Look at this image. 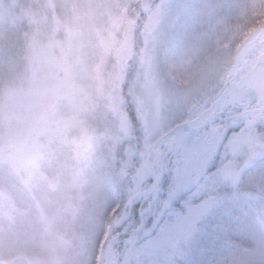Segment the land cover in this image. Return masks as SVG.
Here are the masks:
<instances>
[{
	"label": "rangeland",
	"instance_id": "374dc122",
	"mask_svg": "<svg viewBox=\"0 0 264 264\" xmlns=\"http://www.w3.org/2000/svg\"><path fill=\"white\" fill-rule=\"evenodd\" d=\"M259 2L59 0L57 13L34 20L24 73L3 93L0 166L28 187L48 146L68 131L93 152L105 143L121 182L130 180L129 193L143 179L152 181L150 156L183 146L165 139L158 151L166 135L216 109V119L189 143L200 146V176L181 179L168 205L174 214L163 217L169 223L129 243L124 237L133 209L143 219L148 206L155 220L147 195L125 210L129 201L112 222L109 264H200L205 256L206 264H232L237 256L264 264V115L257 117L264 110V25L249 28L244 20ZM222 11L229 15L223 21ZM6 19L0 10V22ZM126 83L136 123L123 112ZM147 184L135 196L148 191ZM0 195L7 201L1 186ZM226 214L254 240L214 245L210 237ZM140 226H130L131 236ZM106 237L107 231L95 264ZM4 248L7 230H0Z\"/></svg>",
	"mask_w": 264,
	"mask_h": 264
},
{
	"label": "trees",
	"instance_id": "16d2710c",
	"mask_svg": "<svg viewBox=\"0 0 264 264\" xmlns=\"http://www.w3.org/2000/svg\"><path fill=\"white\" fill-rule=\"evenodd\" d=\"M259 1L257 8H249L246 13L244 20L249 28L264 25V0ZM59 8V0H0V10L9 16L8 21L0 22V102L6 87L19 81L24 73L29 43L37 30L34 20L45 11L54 9L57 13ZM228 16V11L217 15L221 21ZM126 85L121 94L129 101L123 112L136 123V105L127 95ZM80 143L68 131L57 136L37 163L40 172L28 187L10 169L6 172L0 166V186L7 195V201L0 199V230H7V248L0 249V264L96 263L107 227L147 179L136 191L125 193L130 180L121 182L105 143L101 152L85 149ZM150 212L148 206L142 210L144 230L131 236L134 229L130 226L141 224L139 208L133 209L124 239L137 244L150 235L154 224ZM208 257L200 264H206Z\"/></svg>",
	"mask_w": 264,
	"mask_h": 264
},
{
	"label": "snow or ice",
	"instance_id": "6c2138e0",
	"mask_svg": "<svg viewBox=\"0 0 264 264\" xmlns=\"http://www.w3.org/2000/svg\"><path fill=\"white\" fill-rule=\"evenodd\" d=\"M200 156L201 150L199 144L193 143L183 146H169L155 156L148 158L152 181L145 185V187L152 190L148 193L146 199L150 209H154L153 215L155 216V220L153 229L158 225L169 223V220H165L163 217L167 215L171 218L174 214L173 210L168 208V205L176 195L175 190L180 184L181 179L192 175H196L199 179L198 165ZM175 203H180V199H177ZM162 208H168L167 213L162 211ZM242 227L238 220H232L226 214L218 222L214 229L216 234L211 236L210 239L214 245L229 243L234 246H240L244 241L254 240L251 234L241 230ZM149 232L151 233L152 229ZM159 236L160 233L157 232L153 238L158 239ZM260 244L264 246V239L260 241ZM249 251H251L250 248ZM232 264H249V262L243 256H237L232 261Z\"/></svg>",
	"mask_w": 264,
	"mask_h": 264
},
{
	"label": "bare ground",
	"instance_id": "6f19581e",
	"mask_svg": "<svg viewBox=\"0 0 264 264\" xmlns=\"http://www.w3.org/2000/svg\"><path fill=\"white\" fill-rule=\"evenodd\" d=\"M218 114V110L214 109L212 111H209L205 113L196 123L190 125V126H185V127H180L176 130L174 136H173V141H179L182 143V145L189 144L193 142L196 138L197 135L199 134L200 130L204 127H206L208 124L212 123ZM254 115V114H250ZM264 115V110L260 111L257 117ZM167 142L160 143L158 145V151L160 150L161 146L167 145ZM146 196V193L143 192L138 199L143 198Z\"/></svg>",
	"mask_w": 264,
	"mask_h": 264
},
{
	"label": "water",
	"instance_id": "95a60500",
	"mask_svg": "<svg viewBox=\"0 0 264 264\" xmlns=\"http://www.w3.org/2000/svg\"><path fill=\"white\" fill-rule=\"evenodd\" d=\"M241 84L238 85V87H240ZM231 91V90H230ZM229 93V91H227L225 94H224V97ZM212 111V110H211ZM172 136V133H169L168 135H166L164 137V141L161 142V143H164L165 142V139H169L170 137ZM159 145V144H158ZM158 147V146H157ZM151 180H152V177H151ZM152 191L151 189H148V191H144L146 193V195H148V193ZM143 193V192H142ZM140 193L139 195L135 196L133 199L130 200V202L128 203V205L126 206L125 210H127L128 208L130 209L131 206L133 205L134 202H137V198L142 194ZM147 197V196H146ZM147 199L145 198L144 201H146ZM143 201V202H144ZM142 202V203H143ZM141 210V209H140ZM124 216V215H123ZM123 218V217H122ZM121 219V218H120ZM144 226V221L141 219V226L139 227L138 231L135 233H139L142 228ZM114 228V224L112 223L108 228H107V237H106V245L104 247V249L102 250V252H100L99 256H98V260H97V264H109L111 262H113L114 260H109L107 255H108V247H109V244H110V239H109V233L110 231Z\"/></svg>",
	"mask_w": 264,
	"mask_h": 264
}]
</instances>
